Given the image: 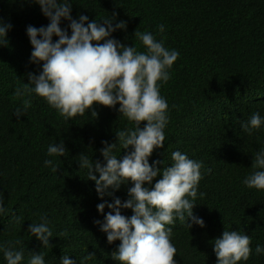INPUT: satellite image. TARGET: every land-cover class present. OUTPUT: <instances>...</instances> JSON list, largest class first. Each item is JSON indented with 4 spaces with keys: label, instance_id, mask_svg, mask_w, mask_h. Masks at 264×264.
<instances>
[{
    "label": "trees",
    "instance_id": "trees-1",
    "mask_svg": "<svg viewBox=\"0 0 264 264\" xmlns=\"http://www.w3.org/2000/svg\"><path fill=\"white\" fill-rule=\"evenodd\" d=\"M72 3L73 18L82 14L101 20L116 13L114 23L126 21V30L113 33L123 44L144 51L133 34L149 31L157 40L163 39L165 47L180 53L171 78L160 86L168 102L165 141L149 157L150 164L163 161L157 167H167L172 163L171 153L179 150L204 165L193 213L204 220L205 227L193 225L188 230L178 220L169 226L177 249L176 264H216L212 240L224 230L250 236L253 254L241 264H264V254H255L257 244L264 246V191L242 183L252 171L254 153L264 147V127L252 135L240 128V122L254 112L264 116V0ZM0 19L12 24L8 46L0 47V194L7 210L0 215V244L23 247L22 264H27L30 252L39 251L46 264H59L63 255L80 264L87 253L95 255L88 264H119L111 256L120 242L109 244L106 234L93 223L103 220L96 210L102 200L75 160L81 152L93 161L102 160L101 142H114L116 132L133 125L115 108L97 105L93 106L96 118L86 112L65 121L38 97L17 120L13 113L22 98L14 96L15 88L28 82V72L38 71L29 64L32 48L26 26L39 28L48 20L29 0H0ZM66 23L62 21L61 27ZM160 24L165 26L162 34L156 31ZM61 140L68 156L48 157L47 146ZM125 151L115 154L122 157ZM45 159L54 160L57 172L44 166ZM128 187L130 183L122 185L114 196L123 202ZM104 199L111 202L110 197ZM41 214L48 217L53 231L49 248L26 231L30 223L39 222ZM131 214L130 209L122 210V215ZM14 217H19V223L13 222ZM0 264H6L2 253Z\"/></svg>",
    "mask_w": 264,
    "mask_h": 264
},
{
    "label": "clouds",
    "instance_id": "clouds-1",
    "mask_svg": "<svg viewBox=\"0 0 264 264\" xmlns=\"http://www.w3.org/2000/svg\"><path fill=\"white\" fill-rule=\"evenodd\" d=\"M29 2L39 6L48 24L39 28L26 26L32 48L29 64L36 65L38 71L28 72V82L15 88L14 96L22 98V102L13 115L20 120L32 106L33 98L38 97L65 121L86 112L96 118L98 113L93 106L97 105L115 108L131 122V128L116 132L114 142H101L102 160L93 161L85 152L76 156L79 169L86 170V179L94 182L95 192L102 200L96 210L103 220L93 223L106 234L109 244L120 242L111 256L119 264H176L177 249L171 242L169 226L178 220L188 230L193 225L205 227L204 220L193 213L204 165L179 150L171 153L172 163L167 167H157L163 161L150 164L149 157L165 141L168 102L160 94V86L171 78L170 70L179 51L165 47L164 40H157L149 31L135 30L133 34L144 51L133 44H123L113 33L126 30L127 24L124 20L114 23L116 13L101 20H89L82 14L73 18L72 0ZM62 21L67 22L65 27H61ZM11 28V23L0 19V47L8 46L7 33ZM156 31L164 33L165 26L157 25ZM262 127L264 116L259 112L240 122L241 130L248 135ZM122 149L127 151L122 157L117 156L115 152ZM46 155L67 157L64 141L49 144ZM44 166L53 172L58 170L53 159H45ZM250 167L252 171L243 179V185L264 191V147L254 153ZM129 183L127 199L122 202L114 193ZM106 196L111 202L104 199ZM126 209L131 210V216L122 215ZM6 211L4 196L0 194V215ZM13 222L19 223V217H14ZM26 231L42 247H51L53 231L46 215L41 214L39 222L30 223ZM212 242L216 264H241L253 254L251 238L242 231L224 230ZM0 253L6 264H22L25 260V249H17L12 243L0 244ZM255 254H264V246L257 244ZM94 256L87 253L80 264H88ZM27 264H46L44 254L30 252ZM59 264L77 261L63 255Z\"/></svg>",
    "mask_w": 264,
    "mask_h": 264
}]
</instances>
